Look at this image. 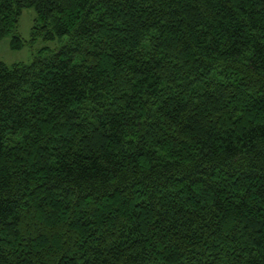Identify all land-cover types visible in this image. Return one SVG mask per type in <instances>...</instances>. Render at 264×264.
Wrapping results in <instances>:
<instances>
[{"label":"trees","instance_id":"trees-1","mask_svg":"<svg viewBox=\"0 0 264 264\" xmlns=\"http://www.w3.org/2000/svg\"><path fill=\"white\" fill-rule=\"evenodd\" d=\"M28 7L67 39L0 61V264H264V0H0V41Z\"/></svg>","mask_w":264,"mask_h":264},{"label":"rangeland","instance_id":"rangeland-1","mask_svg":"<svg viewBox=\"0 0 264 264\" xmlns=\"http://www.w3.org/2000/svg\"><path fill=\"white\" fill-rule=\"evenodd\" d=\"M36 10L32 7L24 8L19 17L17 31L4 37L0 41V61L12 66L16 63L30 64L34 56L43 48L52 50L60 48L66 41L67 37L54 38L46 40L44 35L33 36L36 31ZM19 36L24 42L22 47H15L13 40Z\"/></svg>","mask_w":264,"mask_h":264}]
</instances>
